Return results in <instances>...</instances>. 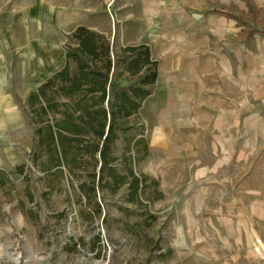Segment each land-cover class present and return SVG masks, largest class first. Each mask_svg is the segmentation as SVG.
<instances>
[{
    "label": "rangeland",
    "instance_id": "rangeland-1",
    "mask_svg": "<svg viewBox=\"0 0 264 264\" xmlns=\"http://www.w3.org/2000/svg\"><path fill=\"white\" fill-rule=\"evenodd\" d=\"M133 2L0 0V264H264V35L247 33L261 26L242 0H181L160 18ZM81 22L114 56L147 43L162 66L98 186L93 163L68 172L32 150L26 108Z\"/></svg>",
    "mask_w": 264,
    "mask_h": 264
},
{
    "label": "trees",
    "instance_id": "trees-1",
    "mask_svg": "<svg viewBox=\"0 0 264 264\" xmlns=\"http://www.w3.org/2000/svg\"><path fill=\"white\" fill-rule=\"evenodd\" d=\"M242 1L246 15L261 26L247 31L248 36L264 35L261 9L250 0ZM224 10L215 14L235 21L238 27L247 26L246 20ZM66 41L64 67L27 97V114L35 126L32 150L43 149L48 162L68 172L80 160L93 163L92 182L98 186L100 173L109 171L113 162L118 133L128 129V120L154 91L159 63L151 59L146 45L125 46L116 57L114 39L83 26L68 34ZM122 73L135 79L122 86L116 79ZM130 175L129 186L137 195L141 182L131 171ZM79 191L88 196L82 185Z\"/></svg>",
    "mask_w": 264,
    "mask_h": 264
},
{
    "label": "crops",
    "instance_id": "crops-1",
    "mask_svg": "<svg viewBox=\"0 0 264 264\" xmlns=\"http://www.w3.org/2000/svg\"><path fill=\"white\" fill-rule=\"evenodd\" d=\"M131 1V0H130ZM132 1H134L133 2V5L131 6V9H133V10H131V11H135L134 9H137L136 11H137V13H136V15H138L139 17L140 16H142L143 18H149V17H157V18H160L161 17V15L159 14L160 13V11L161 10H159V9H162L163 10V13H162V15L165 17V16H168V15H170V12L171 11H175L176 9H173V6L175 5V4H171V3H176V2H180L181 0H132ZM85 10V9H84ZM90 10V8H88L86 11H89ZM72 11V18H77L76 16H75V14H74V10H71ZM83 13H85V12H83ZM132 15H134V13L132 14ZM78 19H80V18H78ZM82 20H83V18H82ZM79 26H83V27H86V28H88V29H96V28H94L92 25H87L86 23L85 24H82V22L81 23H79V24H77V25H75L74 26V29L75 28H77V27H79ZM97 32H99V33H101V34H103V32L101 31V30H97ZM136 45H146V46H148L147 45V43L146 44H135V45H131V46H136ZM125 46H130V45H123L122 46V48L123 47H125ZM114 49H115V47H114ZM63 65H61L59 68H57L56 69V71L55 72H57V71H59L60 69H62L63 67H64V65H65V50H64V63H62ZM57 67V66H56ZM55 67V68H56ZM158 71H160V75H161V71H162V66H160L159 68H158ZM55 72H53L52 74H51V76L55 73ZM50 76V77H51ZM44 77V72H43V70H39V69H37V70H35V72L32 74V76H31V78H30V80H33L34 82H36L37 80H41L42 78ZM50 77H47L45 80H47V79H49ZM44 80V81H45ZM43 81V82H44ZM43 82H41V83H43ZM40 83V84H41ZM40 84H38V86L40 85ZM37 86V87H38ZM36 87V88H37Z\"/></svg>",
    "mask_w": 264,
    "mask_h": 264
}]
</instances>
